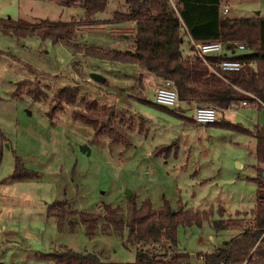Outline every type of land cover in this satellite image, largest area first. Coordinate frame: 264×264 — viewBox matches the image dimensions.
<instances>
[{
    "label": "rangeland",
    "instance_id": "rangeland-1",
    "mask_svg": "<svg viewBox=\"0 0 264 264\" xmlns=\"http://www.w3.org/2000/svg\"><path fill=\"white\" fill-rule=\"evenodd\" d=\"M229 3L234 11L227 17L264 16V0ZM126 9L124 0H108L104 11L92 17L97 25H86L80 5L0 0V18L74 22L76 29L87 27L79 29L83 42L119 50L132 49L133 40L120 36L119 23L113 26L108 20ZM181 49L184 56L193 55L185 37ZM90 72L106 81H94ZM161 81L138 66L98 60L74 53L60 41L16 37L0 29V264H53L42 254L60 247L122 263L134 261L139 247L158 256L172 254L168 241L126 244V229L105 231L102 220L88 236L79 214H70L74 210L101 214L110 206L126 215L131 203L140 207L144 202L154 208L166 203L173 210L211 209L210 219L200 225L178 227V247L189 253L191 264H202L200 254L223 246L249 226L251 209L264 197V172L257 168L264 164L256 158L255 138L226 126L196 124L191 103L157 104L154 93ZM68 84L79 85L77 100L53 113L52 93L45 100L28 93L37 85ZM80 96L125 107L129 123L124 139L116 143L94 136L89 127L74 121L70 113L80 107ZM224 116L253 128L264 124V105H238ZM82 145L89 150L82 151ZM17 159L22 172L31 176L10 178ZM55 200L67 202L69 211L60 226L47 214ZM231 218L243 219V226L217 230L212 224Z\"/></svg>",
    "mask_w": 264,
    "mask_h": 264
},
{
    "label": "trees",
    "instance_id": "trees-1",
    "mask_svg": "<svg viewBox=\"0 0 264 264\" xmlns=\"http://www.w3.org/2000/svg\"><path fill=\"white\" fill-rule=\"evenodd\" d=\"M62 5H80L84 9L86 25H97L93 16L104 11L108 0H55ZM125 12L115 11L108 23L134 22L132 49H109L87 44L80 40L74 22L40 19L30 23L22 19L0 18V29L16 37L37 35L41 39L60 41L73 49L98 60H108L123 64L137 65L143 72L159 79L174 80L179 99L187 104L192 102L228 106L232 101L247 100L249 103L264 105V16L251 18H230L222 15V2L227 0H176L177 11L167 0H124ZM184 33L197 41L219 40L245 42L249 51L221 57L208 56V61L231 58L252 62L242 73L221 71L222 77L208 71L207 65L195 54L184 56L181 44ZM106 81V80H105ZM104 81V82H105ZM241 89L239 91L237 88ZM49 90V93L47 92ZM37 100L50 96V113L56 112L62 104L74 103L79 94L78 84H68L52 88L37 85L28 90ZM79 108L74 109L71 118L89 127L94 136L104 135L111 142L124 139V126L129 123L127 109L115 105L100 104L95 98L80 96ZM175 113L174 111H171ZM219 120V121H218ZM215 121V125L226 126L256 140V158L264 164V124L247 128L225 118ZM193 121V119H191ZM194 122V121H193ZM259 172L264 168L258 165ZM22 172L20 161L11 174V179L31 176ZM255 180V179H254ZM67 202L55 200L47 206V214L57 218L59 226L69 211ZM79 214L86 234L92 236L102 220V229L113 228L117 232L127 231V243L143 244L168 241L173 251L169 257L158 256L150 249H136L132 262L122 263L100 260L95 254L74 251L69 248L42 254L53 264H191L189 253L178 247L179 226L200 225L209 220L212 211L171 209L166 203L154 208L148 202L140 207L130 205L126 215L118 208L104 206L102 213L72 211ZM250 224L241 233L227 240L223 246L199 255L202 264H264V197H258L250 211ZM219 230L243 226V219H218L212 221Z\"/></svg>",
    "mask_w": 264,
    "mask_h": 264
},
{
    "label": "built area",
    "instance_id": "built-area-1",
    "mask_svg": "<svg viewBox=\"0 0 264 264\" xmlns=\"http://www.w3.org/2000/svg\"><path fill=\"white\" fill-rule=\"evenodd\" d=\"M167 2L173 10L177 11L176 0H167ZM229 12V6L225 5L222 9V15H228ZM133 24L135 25L134 22ZM187 35L188 44L193 54L197 55L207 65L208 71L211 73H215L222 77V74L220 73L221 71L242 73L248 65H253L252 62L231 58H221L220 60L215 61L207 60L208 56L221 57L225 53L228 56H231L232 54H237V50L247 52L249 51V48L246 43L238 41L224 43L219 40L197 41L188 33ZM154 100L159 105L172 107H179L180 104L186 103L179 99L175 82L170 78L162 79L161 84L155 89ZM247 103H249L247 100H237L232 101L228 106L223 107L192 102L191 104H193L192 108L194 111L192 119L198 125H208L224 116L225 112L233 111L238 105L243 106L247 105Z\"/></svg>",
    "mask_w": 264,
    "mask_h": 264
},
{
    "label": "crops",
    "instance_id": "crops-1",
    "mask_svg": "<svg viewBox=\"0 0 264 264\" xmlns=\"http://www.w3.org/2000/svg\"><path fill=\"white\" fill-rule=\"evenodd\" d=\"M231 0H227V1H225V2H222V4H221V8L223 9V7L225 6V5H228L229 6V9H230V12H233L234 11V9H233V7L230 5V2ZM251 18V17H250ZM110 19V18H109ZM111 25H113L114 26V24L115 23H110ZM110 24H103V25H110ZM134 24H133V21L132 22H129V23H125V22H120L119 23V27H118V29H117V32H118V34L120 35V36H122V37H124V38H128L129 37V35L131 36L133 33H134ZM78 29V31H80L79 29H81L82 27H80V26H78L77 27ZM83 29H87V27H83L82 28V30ZM120 29H122L123 30V32H121V30ZM188 35H187V33H184V35H183V37H185V38H187L188 39V37H187ZM114 63H119V62H114ZM121 64V63H120ZM130 65V64H129ZM133 66H137V65H134V64H132ZM221 118H225V116H222Z\"/></svg>",
    "mask_w": 264,
    "mask_h": 264
},
{
    "label": "water",
    "instance_id": "water-1",
    "mask_svg": "<svg viewBox=\"0 0 264 264\" xmlns=\"http://www.w3.org/2000/svg\"><path fill=\"white\" fill-rule=\"evenodd\" d=\"M89 77L92 78L94 81L100 82V83L104 82V80H105V78L101 74H99L97 72H90L89 73ZM81 150L82 151H88L89 148H88L87 145H82L81 146Z\"/></svg>",
    "mask_w": 264,
    "mask_h": 264
}]
</instances>
